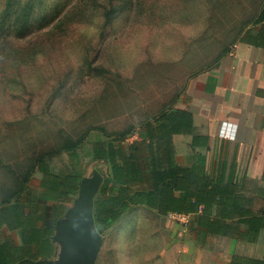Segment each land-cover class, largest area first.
Segmentation results:
<instances>
[{
	"label": "rangeland",
	"instance_id": "obj_1",
	"mask_svg": "<svg viewBox=\"0 0 264 264\" xmlns=\"http://www.w3.org/2000/svg\"><path fill=\"white\" fill-rule=\"evenodd\" d=\"M262 1L0 0V158L68 161L74 142L96 129L79 147L86 187L95 169L107 172L90 154L100 132H138L171 108L177 85L215 67ZM209 158L198 170L208 171ZM188 220L134 207L100 232L94 264H196L185 250ZM66 252L58 241L55 264Z\"/></svg>",
	"mask_w": 264,
	"mask_h": 264
},
{
	"label": "crops",
	"instance_id": "obj_2",
	"mask_svg": "<svg viewBox=\"0 0 264 264\" xmlns=\"http://www.w3.org/2000/svg\"><path fill=\"white\" fill-rule=\"evenodd\" d=\"M259 4L253 23L246 25L244 18L238 23L226 50L218 53L223 56L218 64L191 73L187 82L177 85L172 107L164 110L193 114V130L173 136L177 164L198 168L204 163L200 156L203 160L209 154L207 172L219 176L224 171L228 179L232 171L235 181L248 186L247 192H254V185H264V22H257L264 1ZM64 155L47 157L42 163L34 155L13 162L0 158V246L12 252L8 260L13 263L35 261L36 244L29 239L32 232H40L50 235L47 244L43 239V246L53 244L55 255L49 261L55 264L56 237L75 210L81 186L68 189L62 184L64 168L70 163ZM259 208L255 203L254 209ZM195 227L193 233L186 227L191 239L185 250L195 253L196 264H229L235 255L264 260V230L255 242L231 236L199 241L200 228Z\"/></svg>",
	"mask_w": 264,
	"mask_h": 264
},
{
	"label": "trees",
	"instance_id": "obj_3",
	"mask_svg": "<svg viewBox=\"0 0 264 264\" xmlns=\"http://www.w3.org/2000/svg\"><path fill=\"white\" fill-rule=\"evenodd\" d=\"M257 22H264V10ZM137 130L112 134L100 132L101 136L91 142L92 158L107 166L94 201L99 232L120 221L134 207L145 206L161 215H190L189 232L193 233L195 226L200 228L197 232L199 241H205L209 236L257 241L264 230V206L254 209V205L258 200L264 203V185H254L255 191L247 192L248 186L235 181L232 171L226 179L224 171L217 176L213 172L177 164L173 136L193 130L191 112L166 110L145 120ZM95 131L89 130L67 152L70 163L64 168L62 184L68 189H77L81 183L84 173L79 147L90 141ZM136 134L138 137L129 141V135ZM196 138L198 136L194 137L195 143ZM46 158L36 160L42 163ZM241 225L245 227L244 231L239 230ZM49 236V233L32 232L29 241L36 244L35 261L30 258L14 263L54 264L49 261L55 255L53 244L43 246V239L46 238L47 244ZM18 250L20 254L26 253ZM11 255L8 248L0 246V264H14L8 260ZM229 264H264V260L235 255Z\"/></svg>",
	"mask_w": 264,
	"mask_h": 264
},
{
	"label": "water",
	"instance_id": "obj_4",
	"mask_svg": "<svg viewBox=\"0 0 264 264\" xmlns=\"http://www.w3.org/2000/svg\"><path fill=\"white\" fill-rule=\"evenodd\" d=\"M102 182L103 176L97 169L86 187L83 178L75 210L56 237L57 242L67 247L65 260L61 264H94L101 243V234L95 223L94 201Z\"/></svg>",
	"mask_w": 264,
	"mask_h": 264
},
{
	"label": "built area",
	"instance_id": "obj_5",
	"mask_svg": "<svg viewBox=\"0 0 264 264\" xmlns=\"http://www.w3.org/2000/svg\"><path fill=\"white\" fill-rule=\"evenodd\" d=\"M175 215H180V216H183V217H186V218H190V215H185V214H175Z\"/></svg>",
	"mask_w": 264,
	"mask_h": 264
}]
</instances>
